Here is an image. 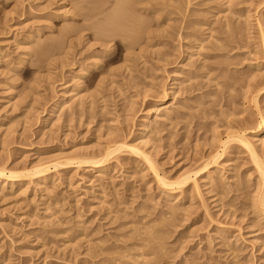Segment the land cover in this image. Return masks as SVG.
<instances>
[{"label": "rangeland", "instance_id": "374dc122", "mask_svg": "<svg viewBox=\"0 0 264 264\" xmlns=\"http://www.w3.org/2000/svg\"><path fill=\"white\" fill-rule=\"evenodd\" d=\"M73 1L27 0V11L11 13L17 1L0 0L7 4L0 11V164L8 163L10 170H33L45 163L97 155L110 143L124 140L140 145L163 179L176 182L186 173L193 179L175 195L176 200L170 199L147 163L124 152L114 156L101 174L96 167L75 164L57 169L45 185L21 182L28 187L24 196L18 194L20 183L16 189L0 191V264H111L117 257L121 264L123 256H132L123 258L125 264H264V134L255 133L264 117V0H155L153 10L160 8V13L150 9L137 16L140 20L145 15L142 22L150 23L134 51L130 41L119 38L107 42L109 49L100 47L98 20L87 22V10L82 19L76 11L84 3ZM88 1L105 2L103 10L113 5L112 0ZM65 12L78 16L70 20ZM104 12L100 17L109 11ZM67 26L71 35L64 38L61 33ZM209 28L214 31L213 44L205 43L208 50L192 62L185 61L184 46L196 43L193 38L183 41V33L198 32L206 38ZM232 28H237L234 34L239 29L240 36L233 35ZM35 31L41 33L33 43L36 47L28 42ZM37 45L53 47L47 52L48 61L42 60L43 67L35 54ZM96 55L103 59L99 65H94ZM182 63L189 66L179 75L182 86L175 88L174 71ZM81 68L86 69L84 76ZM70 89L83 99L73 106L78 113L71 121L65 111L58 113L60 120H48L53 107L67 100L63 94ZM168 106H173L172 113ZM51 121L57 126L51 127ZM144 124L152 127L146 138L138 136ZM240 133L255 143L260 165L239 142H231L226 151L222 148ZM212 157L220 158L203 171ZM51 214L52 222L59 225L45 228ZM151 234L162 240L153 242Z\"/></svg>", "mask_w": 264, "mask_h": 264}, {"label": "bare ground", "instance_id": "6f19581e", "mask_svg": "<svg viewBox=\"0 0 264 264\" xmlns=\"http://www.w3.org/2000/svg\"><path fill=\"white\" fill-rule=\"evenodd\" d=\"M5 1H7V0H5ZM9 1V0H8ZM12 1V0H11ZM15 1V0H14ZM17 1V3H16V6H14V9L13 10H11V13H14V12H16V11H18V10H26L27 8L24 6V3L27 1H25L24 2V0H16ZM36 1H38V0H34V2H36ZM40 1V0H39ZM45 1V0H44ZM66 1V0H65ZM76 1V0H75ZM75 1H73V2H75ZM88 0H77L76 1V3L78 2V3H80V2H83V3H81V5L83 4V7H81V8H79V10L80 11H76L77 13H80V15L79 16H81V14H85L86 13V15H84V16H86L87 18H85L86 20L87 19H89V20H92V19H96V20H98V23H97V25H93L94 23H92V21H91V23H92V26L91 27H95L97 30V34H96V37H100V39H102V41L101 40H97V41H101V42H103L102 44H101V46L100 47H102L103 49H109V48H107V47H109V45H108V43L107 42H109V41H114L116 38L118 39H121L123 42L124 41H130L131 43H129V45L131 44V46H130V49H132V48H134V47H136V46H139V43L141 44V42L140 41H142V39L139 37L140 36V34L142 35V33L143 32H145V30H147L146 29V24H147V26H148V23H150V21H148V23H146V21H145V23L146 24H144V22H142V20H144V17H146L145 15H144V17L142 18V19H140L139 20V17H140V15L141 14H139V13H142V11H143V13L144 12H146V11H150V9H152V11H157V12H159L158 10L160 9H155V10H153V8H154V6H155V3H158V2H155V0H112L113 1V3H110V4H113L112 6L110 5V4H107V5H109V6H111V7H109L108 8V10L107 11H109L107 14H105V12H107L106 10H103V8L104 7H106V5H104L105 4V2H101L102 4L101 5H97V3L96 2H94V3H96L95 5H92V3L90 4H88V2H87ZM99 1V0H98ZM100 1H103V0H100ZM105 1V0H104ZM107 1H109V0H106V2ZM161 1V0H160ZM165 1V0H164ZM167 1H169V0H167ZM48 2H49V0H48ZM53 2V1H52ZM57 2V1H56ZM63 2V1H62ZM179 2V1H178ZM188 2H190V1H188ZM1 3V2H0ZM27 3V2H26ZM30 3V2H29ZM40 3V2H39ZM46 3V2H45ZM50 4H49V6H51V5H53V3L51 4V1L49 2ZM54 3H55V0H54ZM59 3H60V1H59ZM86 3V4H85ZM162 3V2H161ZM166 3V2H165ZM169 3H171L170 1H169ZM187 3V2H186ZM5 2L3 3H1L0 5H3V7L1 6L0 7V11L2 10H4L5 11V5H7V4H5ZM63 4H64V2H63ZM75 3H73L72 5H74ZM99 4V3H98ZM163 4H164V2H163ZM229 4H231V3H229ZM13 5V4H12ZM11 5V6H12ZM15 5V4H14ZM40 6H39V8H41V7H43V5H44V3L43 4H39ZM46 5V4H45ZM80 4H79V6H81ZM158 5H161V4H158ZM169 5V4H168ZM167 5V6H168ZM228 5V4H227ZM157 6V5H156ZM172 6V5H171ZM47 7V6H46ZM51 7H53V6H51ZM51 7H48L49 9L51 8ZM77 7V6H76ZM158 7V6H157ZM229 7V6H228ZM227 7V9L229 10V8ZM13 8V7H12ZM11 8V9H12ZM39 8H37V9H39ZM73 8H75V6L73 7ZM72 8V9H73ZM107 8V7H106ZM172 8H174V7H172ZM32 8H30V10H31ZM34 9V8H33ZM32 9V10H33ZM231 9V8H230ZM44 10V9H43ZM43 10H39L40 12L41 11H43ZM77 10V9H76ZM85 10H87V12L85 11ZM178 9H175L174 11H177ZM10 11V10H9ZM27 11V10H26ZM25 11V12H26ZM45 11V10H44ZM50 11V10H49ZM62 11V10H61ZM61 11H57V13L58 12H61ZM74 11V10H73ZM81 11H82V13H81ZM83 11H85V13H83ZM104 12V14L106 15V16H101L103 19H101V21H100V19H98L97 17H99V18H101L100 17V15H103L102 13ZM227 11V10H226ZM8 12V11H7ZM21 12V11H20ZM36 12V11H35ZM231 12V11H230ZM1 13V12H0ZM11 13H9V14H11ZM24 13V12H23ZM31 13V12H30ZM55 13V12H54ZM160 13V12H159ZM158 13V14H159ZM179 13H180V11H179ZM236 13V12H235ZM3 14V13H2ZM22 14V13H21ZM26 14V13H25ZM28 14H29V12H28ZM56 14V13H55ZM64 14V13H63ZM69 14V13H68ZM147 14V13H146ZM154 14V13H153ZM157 14V13H156ZM155 14V15H156ZM158 14H157V16H158ZM183 14V13H182ZM181 14V15H182ZM187 14V13H186ZM185 14V15H186ZM231 14H234V13H231ZM237 14V13H236ZM4 15V14H3ZM6 15H8V13L7 14H5V16ZM53 15V14H52ZM139 15V17H137ZM143 15V14H142ZM235 15V14H234ZM233 15V16H234ZM32 16V15H31ZM51 16V15H50ZM76 16H78V15H76V13L74 12V14H71V16L69 15V16H67V14H66V12H65V14H64V17H68L70 20H71V18L72 19H75V17ZM183 16V15H182ZM190 16V15H189ZM228 16V15H227ZM9 17V16H8ZM59 17V16H58ZM62 17V16H61ZM82 17V19H83V16H81ZM142 17V16H141ZM140 17V18H141ZM156 16H154V18H155ZM188 17V16H187ZM191 17V16H190ZM6 18V17H5ZM51 18V17H50ZM156 18H158V17H156ZM57 19V18H56ZM61 19V18H60ZM77 19V18H76ZM151 19V18H150ZM150 19H148V20H150ZM23 20V19H22ZM85 20V21H86ZM89 20H87V22L89 21ZM152 20V19H151ZM157 20V19H156ZM188 20V19H187ZM196 20V19H195ZM84 21V20H83ZM155 21V20H154ZM177 21V20H176ZM193 21V20H192ZM201 21V20H200ZM71 22V21H70ZM93 22H95V20L93 21ZM233 22V21H232ZM26 23V22H25ZM67 23V22H66ZM73 23H75V22H73ZM90 23V22H89ZM90 23V24H91ZM195 23V22H194ZM197 23H198V20H197ZM197 23H196V25H197ZM231 22H229V20H228V17L226 18V30H228L229 28H230V26H231V24H230ZM69 24V23H68ZM87 24V23H86ZM85 24V25H86ZM90 24H89V27H90ZM182 24V23H181ZM188 24H190V23H188ZM193 24V23H192ZM199 24V23H198ZM195 25V24H194ZM70 26L72 27H70L71 29H76L75 27L73 28V26H74V24L73 25H71L70 24ZM201 26V25H200ZM200 26H199V28H200ZM205 26V25H204ZM234 26V25H233ZM65 26H63L62 28H64ZM80 27V26H79ZM79 27H78V29H79ZM83 27V26H82ZM88 27V28H89ZM91 27L89 28V29H91ZM93 27V28H94ZM150 27H151V25H150ZM175 27V26H174ZM181 27H182V25H181ZM186 27H188V25L186 26ZM203 27V26H202ZM211 27V26H210ZM67 28V30H63L64 31V33H61V34H64L62 37H64V38H66V37H69V35L68 36H66L65 37V35L66 34H68L69 32H70V28L68 29V26L66 27ZM87 28V29H88ZM95 28L93 29V30H95ZM179 28V27H178ZM183 28H185V27H183ZM182 28V29H183ZM189 28H191V26L189 27ZM193 28V27H192ZM196 28H197V26H196ZM238 28H240L241 29V27H238ZM81 29V28H80ZM79 29V30H80ZM86 29V30H87ZM88 29V30H89ZM180 29V28H179ZM187 29V28H186ZM195 29V28H194ZM211 29V30H210ZM213 28H209V31H211L210 33H209V35H206V38L204 37H199V35H198V32H193V33H190V34H188V32H186V33H183V34H185L184 35V37H182L181 39L183 40V41H186L187 39H191V38H193V39H195L194 41H195V45L193 46H191L190 45V43H186V45L184 46L185 48H184V52H183V58L185 59V61L187 60V61H189V62H192V58H194V57H196V56H201V53L202 52H205L206 50H208V48H207V46L205 45V43L206 44H208V42H210V45L211 44H213V41L215 40V38H214V34H212V32H214L213 30H212ZM235 29V28H234ZM237 29V28H236ZM235 29V30H236ZM245 29V28H244ZM78 30V31H79ZM83 30V31H82ZM82 30H80L81 32H84V28L82 29ZM153 30V29H152ZM231 30H233V28L231 29ZM231 30H229V31H231ZM235 30H233L232 31V33L235 31ZM242 31H243V29H241ZM32 31V30H31ZM41 31V30H40ZM77 31V30H76ZM176 32H177V29L175 30ZM241 31V32H242ZM39 32V31H38ZM62 32V31H61ZM74 32V31H73ZM92 32V31H91ZM152 32V35L153 34H155V33H153V31H151ZM151 32H149L150 34H151ZM236 32H238V34H239V29H238V31H236ZM34 33V32H33ZM32 33V34H33ZM35 33H36V31H35ZM72 33V32H71ZM76 33H78V32H76ZM75 33V35H77ZM85 33V32H84ZM83 33V34H84ZM93 33H94V35H95V31H93ZM235 33V32H234ZM233 33V35H236V34H234ZM40 34L41 33H36L35 35H31L30 37H29V43H31V45H35V44H33V43H37L38 42V38H39V36H40ZM60 34V35H61ZM70 34V33H69ZM73 34V33H72ZM145 34H147V31L145 32ZM203 34V33H202ZM237 34V35H238ZM71 35V34H70ZM79 35H80V33H79ZM98 35V36H97ZM177 35H180V34H177ZM201 35V34H200ZM84 36V35H83ZM151 36V35H150ZM181 36H182V34H181ZM201 36H204V35H201ZM238 36H240V34L238 35ZM238 36H236V37H238ZM98 37V38H99ZM147 37H149V36H147ZM153 37V36H152ZM176 37V36H175ZM180 37V36H179ZM178 37V38H179ZM42 38V37H41ZM64 38H62V40L64 39ZM85 38H87V37H85ZM91 38H94V37H91ZM97 38V39H98ZM144 38V37H143ZM229 38V37H228ZM235 38V37H234ZM61 39V38H60ZM59 39V40H60ZM81 39H84V38H81ZM95 39V38H94ZM147 39V38H146ZM149 39H152V38H150L149 37ZM230 39V38H229ZM236 39V38H235ZM235 39H232V37H231V40L232 41H234ZM45 40H47V39H45ZM57 40V39H56ZM85 40V39H84ZM96 40V39H95ZM192 40V39H191ZM213 40V41H212ZM230 40V41H231ZM44 41V40H43ZM42 41V42H43ZM68 41V40H67ZM97 41H96V43H97ZM148 41V40H147ZM146 41V42H147ZM150 41H152V40H150ZM182 41V42H183ZM220 41V40H219ZM219 41H218V43H219ZM229 41V40H228ZM227 41V42H228ZM59 42V41H58ZM78 44H79V42H80V39H79V42L78 41H76ZM127 42H126V44H127ZM145 42V41H144ZM187 42V41H186ZM212 42V43H211ZM44 43H46V42H44ZM48 43H49V40H48ZM50 43H52V42H50ZM53 43H55V41L53 40ZM57 43V42H56ZM70 43V42H69ZM77 43H75V44H77ZM84 43V42H83ZM110 43V42H109ZM148 43H149V41H148ZM217 43V42H216ZM217 43V44H218ZM40 44H42V43H40ZM63 44V43H62ZM73 44V43H72ZM71 44V45H72ZM81 44V43H80ZM80 44H79V46H80ZM143 44V43H142ZM193 44V43H192ZM227 44H229V43H227ZM71 45H70V47H71ZM179 45V44H178ZM218 45H220V44H218ZM39 45H37V48L36 49H38L39 50V52L38 53H35V54H37V55H39V57L38 58H40L39 60H41V61H39V63H40V65H41V62H42V60L45 62V61H48L47 60V58L48 57H50V54H49V56H48V54H47V52L48 51H50L51 50V48H53V47H48L49 45H45V46H39ZM51 46V45H50ZM75 46H77V45H75ZM98 46V47H99ZM122 46V45H121ZM125 45H123V47H124ZM126 46H128V45H126ZM141 46V45H140ZM182 46V45H181ZM208 46H209V44H208ZM222 45H220V49L222 48L221 47ZM35 47H36V45H35ZM87 47H89L88 46V44H87ZM112 47V46H111ZM28 48V47H27ZM27 48H25L26 49V51H30V53H31V49L29 50V49H27ZM30 48H33V46L32 47H30ZM49 48H50V50H49ZM64 48V47H63ZM72 48V47H71ZM121 48V47H120ZM207 48V49H206ZM214 47H213V45H212V48H211V50L213 49ZM215 48L216 49H219V47H216L215 46ZM24 49V50H25ZM35 49V48H34ZM33 49V50H34ZM90 50L91 49H93V48H89ZM95 49V48H94ZM101 49V48H100ZM130 49H128L129 51H130ZM138 49H140V48H138ZM181 49V48H180ZM192 49H196L194 52L195 53H192L191 51H192ZM56 50H59V47H58V49H56ZM124 50H126V49H124ZM133 51H134V49H132ZM141 50V49H140ZM144 50V49H143ZM210 50V49H209ZM214 50V49H213ZM2 51V50H1ZM53 51H54V49H53ZM104 51V50H103ZM106 51V50H105ZM104 51V52H105ZM133 51H131V52H133ZM142 51V50H141ZM141 51H139V52H141ZM36 52V51H35ZM104 52H102V53H104ZM108 52V51H107ZM107 52H105V53H107ZM32 53H33V51H32ZM100 54H101V52H99ZM129 53V52H128ZM29 54V53H28ZM130 54V53H129ZM132 54V53H131ZM131 54H130V56H131ZM26 55H27V53H26ZM32 55V54H31ZM134 55V54H133ZM140 55V54H139ZM138 54H137V56H139ZM29 56V55H28ZM97 56V55H96ZM134 56H136V55H134ZM8 57V56H7ZM104 57V56H103ZM127 57H128V55H127ZM95 59L94 60H96L95 61V63H94V65H99L100 63H102L101 61L103 60H101V58H102V56L101 55H98L97 57H94ZM37 59V58H36ZM49 59V58H48ZM129 59V58H128ZM32 60V59H31ZM88 60H89V58H88ZM87 59H86V61H88ZM126 61H127V59H126ZM36 62V61H35ZM38 62V61H37ZM36 62V63H37ZM128 62V61H127ZM21 64V63H20ZM183 65L182 66H180V67H178V68H176V70L174 71V74L176 75V77H175V79H174V83H173V86H175V88H176V86H177V88L179 87V86H182V83L180 82V80H179V75H181L180 73L181 72H183V71H185L186 70V68H187V66H189V65H185L184 63H182ZM44 65V64H43ZM46 65V64H45ZM50 65V64H49ZM48 65V66H49ZM93 65V66H94ZM107 65V64H106ZM37 66V65H36ZM39 66V65H38ZM37 66V67H38ZM42 66V65H41ZM176 66V65H175ZM203 66V65H202ZM20 67V66H19ZM43 67V66H42ZM41 68V67H40ZM45 68H46V66H45ZM92 68V67H91ZM90 68V69H91ZM97 68V67H96ZM128 68V67H127ZM38 69V68H37ZM43 69V68H42ZM126 69V68H125ZM39 70H41V69H39ZM46 70H47V68H46ZM78 71H80V76H84L85 75V72H86V69H83V68H81L80 70H78ZM129 72V71H128ZM87 73V72H86ZM110 74H111V72H109ZM190 73V72H189ZM188 73V74H189ZM114 74V73H113ZM183 74V73H182ZM88 75V74H87ZM209 75H210V73H209ZM209 75H207V77L209 76ZM83 78V77H82ZM191 78L192 77H190V78H188V81H190L191 80ZM35 80V79H34ZM37 80H39V79H37ZM36 81V80H35ZM188 81H186L188 84L190 83V82H188ZM80 82V81H79ZM181 83V85L180 84H178V83ZM101 83V82H100ZM102 84V83H101ZM183 84H185V81L183 82ZM81 86H82V84H81ZM174 89V88H173ZM76 90V89H75ZM264 90V88L262 89V91ZM177 91H178V89H177ZM75 91H74V89L72 90V89H70V90H68L66 93H64L63 94V96H64V98L65 99H67V100H65V101H63V102H59L58 104H56L54 107H53V109H52V111L50 112V114H49V118H48V120L49 119H51V118H59L60 117V114L58 115V113H60L61 111H65V113L66 114H64L65 115V117H67V120H69V121H71V116H72V114L74 113V112H76V109H74L73 108V106L76 104H78L79 103V105H81L80 103H81V99L82 98H80V100L78 99V97H76L77 95L74 93ZM169 93V92H168ZM171 93V92H170ZM174 93V92H173ZM75 94V95H74ZM167 96H168V94H167ZM174 97V96H173ZM59 99H61V98H59ZM174 99V98H173ZM62 100V99H61ZM82 101H83V99H82ZM255 103H256V107L258 108V106H259V103H258V96H256V98H255ZM83 104V103H82ZM15 105V104H14ZM80 107V106H79ZM155 107V106H154ZM166 107V106H165ZM81 109V108H80ZM79 109V110H80ZM167 109V108H166ZM173 109V106L172 107H170L169 108V106H168V109H167V111H169V112H171L170 110H172ZM83 110V109H82ZM155 110V109H154ZM164 110V109H163ZM174 110V109H173ZM156 111V110H155ZM158 111V110H157ZM156 111V112H157ZM259 111H260V109H259ZM165 112V111H164ZM63 113V112H62ZM76 113H78V112H76ZM168 113V112H167ZM172 113V112H171ZM75 114V113H74ZM67 115V116H66ZM259 115H260V113H259ZM63 116V115H62ZM168 116V115H167ZM171 117V116H170ZM149 118V117H148ZM61 118H59V120H60ZM66 119V118H65ZM145 119H147V118H145ZM162 120V119H161ZM55 123H52V121H51V127H55V125H56V121H54ZM60 124V123H59ZM57 126V125H56ZM57 128V127H56ZM257 128H258V131L257 132H255L256 134H264V117L262 116V118H261V120H260V122H259V124H258V126H257ZM52 129V128H51ZM151 129H152V127H151ZM151 129H150V127H149V125L148 124H144V126L142 127V130H141V132H140V135H138V136H141V137H143V136H145V138L148 136V134L150 133V131H151ZM11 131V130H10ZM53 131V130H52ZM8 133V132H7ZM245 134V133H244ZM243 133H240V134H238L237 136H236V138L235 139H228L227 140V142H225L223 145H222V148L224 149V151H226L227 150V148H228V146H229V144L231 143V142H239V143H241V145L248 151V153L251 155V157L254 159V161L256 162V164H261V161H260V159H259V157H258V152H257V149H256V147H255V143L253 142V141H251V137L249 138V137H247V136H245ZM259 135H257V136H259ZM140 140V139H139ZM142 141V140H141ZM148 141V140H147ZM147 141H144V143L145 144H147L148 142ZM137 144V143H136ZM141 144V143H140ZM140 146V145H139ZM139 146L137 145H130V144H128L127 142H124V140L121 142V141H115V142H112V143H110L109 145H108V147L106 148V150H103V152L102 153H100V154H92V155H86V156H84V157H74V158H71V159H67V160H65L64 162L62 161V162H50V163H45V164H42V163H40V164H42V165H40V167L39 166H37L38 168H35V169H33V170H27V171H20V169L19 170H17V168L15 167V169L13 170V168L10 170L9 168L10 167H8L7 165H8V163H1L0 164V191H2V192H4V191H6V189H8V188H10L11 190H13L14 188L16 189V187H17V185H19V183H20V191L18 192V194H20V196L21 195H23L24 196V194H26L27 193V191H28V187H27V181H28V183L30 182L31 184L36 180L37 182L39 181L40 183H41V185H45V184H47V182H49L48 180H49V176H51L52 174H54L55 172H56V170L58 169V170H60L61 168H64V166H75V164H77L78 165V167H81V165H84V166H87V167H92V168H95L96 167V169L98 170V172L101 174V173H103L104 171H107L106 170V167L110 164V162L112 161V159H113V157L115 156L116 158H117V156L116 155H121V154H124V152H125V154L126 153H129V154H134L135 156H138V157H140L141 159H143L146 163H147V165L149 166V168L151 169V170H153L155 173H156V181H157V183H158V185L160 186V187H163L164 188V190L166 191V196H168V198L170 197V199L171 198H174L173 200H176V197H175V195H177V194H179V193H181L182 191H183V189H184V187L188 184V183H190V181H192V175L191 174H183L184 176L182 177L181 176V178H179V180L178 181H176V182H169V180H167V179H163L158 173H157V171H156V169H155V166H154V163H153V161L151 160V158L150 157H148L146 154H144L143 153V151H141L140 149H139ZM147 146V145H146ZM225 153V152H224ZM226 154V153H225ZM219 156V155H218ZM115 157H114V159H115ZM218 158H220V157H212L210 160H208L206 163H205V165H204V167L202 168V170L204 171V170H207L209 167H210V165L211 164H216L217 163V160H218ZM1 162V161H0ZM5 162V161H4ZM111 168V167H110ZM95 169V170H96ZM210 170V169H209ZM94 172V171H93ZM99 174V175H100ZM197 174H195V176H196ZM206 177H207V175H205ZM208 178V177H207ZM196 180H198V179H196ZM23 181H26V186L24 185V184H22V186H21V182L23 183ZM199 181V180H198ZM202 181H204V180H202ZM36 182V183H37ZM194 182V189H196V190H198L199 189V185L200 184H197V181H193ZM205 182V181H204ZM29 183V184H30ZM30 184V185H31ZM38 184V183H37ZM35 185V184H34ZM39 186V187H42V186ZM10 186V187H9ZM30 187V186H29ZM45 187H47V186H45ZM44 187V188H45ZM186 188V187H185ZM19 189V188H18ZM194 189H192L193 191H194ZM163 190V189H162ZM195 190V191H196ZM199 191V190H198ZM48 192V191H47ZM164 192V191H163ZM50 193V192H49ZM48 193V194H49ZM200 193V192H199ZM51 194V193H50ZM4 196V195H3ZM26 196V195H25ZM19 197V196H18ZM50 197V196H49ZM178 198V197H177ZM182 199V198H181ZM172 200V201H173ZM57 201V200H56ZM178 202V201H177ZM52 203V202H51ZM60 204V203H59ZM255 204H257L256 202H255ZM263 204H264V202H263ZM258 205V204H257ZM47 206V205H46ZM49 206V205H48ZM264 206V205H263ZM53 207H55V209L54 210H58V203L56 204H54V206ZM256 207V206H255ZM61 207H59V209H60ZM261 208V207H260ZM46 209H47V207H46ZM51 209V208H50ZM48 210V209H47ZM46 210V211H47ZM54 210H53V212H54ZM261 210V209H260ZM49 211V210H48ZM60 211V210H59ZM256 211H258V210H256ZM264 211V210H263ZM50 212V211H49ZM264 214V213H263ZM33 215H34V213H33ZM52 215V214H51ZM79 215V214H78ZM56 216V215H55ZM260 216V215H259ZM80 217V216H79ZM79 217H77V218H79ZM35 218V217H34ZM52 218H54L53 217V215H52V217H50L48 220H50L49 222H47L46 224H47V226H45V228L46 227H52L53 228V226L55 225V222L53 223L52 222ZM81 218V217H80ZM55 219V218H54ZM45 220V219H44ZM47 220V219H46ZM45 220V221H46ZM55 221V220H54ZM58 225H59V222H58ZM57 225V226H58ZM56 225H55V227H57ZM60 227V226H59ZM50 232V231H49ZM56 232V231H55ZM63 232H64V230H63ZM53 232H50V234H52ZM55 234H53V237H55L54 236ZM60 235V234H59ZM61 235H63V234H61ZM64 235H65V233H64ZM80 235H82V234H80ZM153 234H151L150 236L152 237V239L155 237L154 235V237L152 236ZM159 235V234H158ZM157 235V236H158ZM58 236V235H57ZM79 236V235H78ZM85 236V235H84ZM83 236V237H84ZM138 236V235H137ZM140 236V235H139ZM90 237V236H89ZM149 236H147L146 238H148ZM79 238H81V237H79ZM78 238V239H79ZM77 238H75V240H76ZM76 240L77 241V243H79L78 241L79 240ZM82 239V238H81ZM85 239L87 240V238L85 237ZM143 239H144V237H143ZM155 239H157V240H155ZM83 240V239H82ZM81 240V241H82ZM139 240H140V238H139ZM146 240V239H145ZM148 240H149V238H148ZM157 242L158 240H162V239H158V237L156 238H154L153 239V242H155V241ZM53 241V240H52ZM88 242H90V239H88L87 240ZM92 241V240H91ZM100 241V240H99ZM135 241V240H134ZM137 241V240H136ZM102 242V241H101ZM141 242H142V240H141ZM152 242V243H153ZM137 243H139L138 241H137ZM151 243V244H152ZM89 244V243H88ZM93 244V243H92ZM158 243H156V245H157ZM100 245V244H99ZM134 245H136V244H134ZM154 245V244H153ZM158 245H160V243L158 244ZM96 246V245H95ZM94 246V247H95ZM97 246H98V243H97ZM103 246V245H102ZM130 246V245H129ZM128 246V247H129ZM137 246V245H136ZM135 246V247H136ZM142 246V245H141ZM147 246V245H146ZM93 247V248H94ZM99 247H101V246H99ZM99 247H95V248H99ZM104 247V246H103ZM127 247V246H126ZM135 247H130V248H132V249H134ZM148 247V246H147ZM150 247V246H149ZM153 247V246H152ZM151 247V248H152ZM154 247H155V245H154ZM153 247V248H154ZM88 248H89V246H88ZM108 248V247H107ZM107 248H105V249H107ZM137 248H140L139 246H137ZM99 249H101V251H99L100 253L102 252V251H104V252H106L107 250H104V249H102V248H99ZM123 249V248H122ZM147 249H149V248H147ZM165 249V248H164ZM109 250H110V247H109ZM108 250V251H109ZM113 250V249H112ZM123 250H125V249H123ZM138 250V249H137ZM140 250V249H139ZM161 251V252H165V251H162L161 249H158V251ZM88 251H91V248H90V250H88ZM92 251H93V249H92ZM135 251V253H137L136 252V250H134ZM141 251V250H140ZM98 252V253H99ZM111 251H109L108 252V254L110 253ZM132 251H129V252H126V253H131ZM139 252V251H138ZM161 252H159L161 255L163 254V253H161ZM96 253V252H95ZM107 253V252H106ZM106 253H104V255L106 254ZM133 253V252H132ZM167 253V252H166ZM166 253H164L165 254V256H167L166 255ZM88 254V253H87ZM115 254V253H114ZM122 254V253H121ZM125 254V253H124ZM123 254V255H124ZM143 254V253H142ZM160 254H159V256H160ZM96 255V254H95ZM126 255V254H125ZM128 255H130V254H127V256ZM134 255H136V254H134ZM133 255V256H134ZM156 255V254H155ZM158 256V257H159ZM98 256H96V258H97ZM100 257V256H99ZM113 257V256H112ZM120 257V256H119ZM132 257V256H131ZM130 256L129 257H127V258H125V256H123V258L124 259H129V258H131ZM137 255H136V257L134 256V258H136L137 259ZM141 257V256H140ZM140 257H138V258H140ZM146 257V256H145ZM113 258H116L115 256L113 257ZM118 258V257H117ZM117 258H116V260H112L111 261V264H115L116 263V261H117ZM120 258H122V256L120 257ZM123 258L121 259L122 260V262H121V264H123L124 262H123ZM133 258V259H134ZM145 259H147V257L145 258ZM158 259V258H157ZM104 260V259H103ZM105 260H107V259H105ZM104 260V261H105ZM109 260V259H108ZM107 260V261H108ZM119 260V259H118ZM140 260H141V258H140ZM136 262L138 261V260H135ZM127 262V261H126ZM129 262V261H128ZM130 262H131V259H130ZM135 262V263H136ZM103 263V262H102ZM105 263V262H104ZM141 263V262H140ZM106 264H109V261L108 262H106ZM117 264V263H116ZM125 264V263H124ZM128 264V263H127ZM138 264V263H137Z\"/></svg>", "mask_w": 264, "mask_h": 264}]
</instances>
